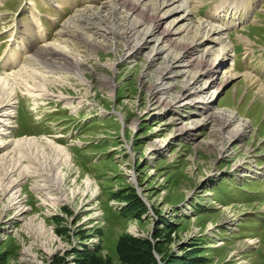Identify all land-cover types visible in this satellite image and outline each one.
I'll list each match as a JSON object with an SVG mask.
<instances>
[{
	"label": "rangeland",
	"instance_id": "obj_1",
	"mask_svg": "<svg viewBox=\"0 0 264 264\" xmlns=\"http://www.w3.org/2000/svg\"><path fill=\"white\" fill-rule=\"evenodd\" d=\"M71 1L61 11L56 0H0V104L16 95L13 108L1 109L0 146L9 147L0 148V163L15 164L9 182L21 179L10 193L0 187V264H122L117 246L127 234L149 239L159 264L171 256L180 264H264V0H191L193 21L225 27L233 48L197 97L189 95L197 84L183 89L189 74L159 80V67L175 55L148 62L153 42L132 58L126 40L97 33L94 20L96 44L80 50L79 70L42 53L51 43L69 53L81 46L82 32L69 24L79 11L89 18L103 6V26L111 23L109 0ZM145 2L138 12L149 8L146 20L134 16L141 32L151 28L152 8L170 9ZM171 37L185 46L194 35ZM161 82L170 85L167 104L152 92ZM219 111L237 118L230 127L241 136L227 139L216 116L203 119ZM183 128L188 133L179 134ZM44 142L62 154L51 155ZM54 162L59 184L43 189L51 183L39 171ZM85 252L94 255L83 263Z\"/></svg>",
	"mask_w": 264,
	"mask_h": 264
},
{
	"label": "bare ground",
	"instance_id": "obj_2",
	"mask_svg": "<svg viewBox=\"0 0 264 264\" xmlns=\"http://www.w3.org/2000/svg\"><path fill=\"white\" fill-rule=\"evenodd\" d=\"M145 1L146 0H109V2L111 3V5H109V8L111 9L113 7V15L111 17L112 21L107 25V27L103 26V17L105 16L102 14L104 12L103 6L98 8L97 10H92V14L89 15V18L87 17L86 12L79 11L80 13L78 15H75L71 19H69V24L73 29L77 30V32H82L80 36L74 35L80 41L81 46L75 49L76 51L69 53L70 50L69 52L64 51V49L66 48L63 49V47H60L58 45L56 46L55 43H51V45L48 44L44 47H41L40 51L49 57L63 60L65 64L69 62L72 67L79 70L81 64V56L79 55L80 50L82 49L88 51L90 46L96 44V42L92 41L93 39L91 35H89V31L94 28L97 29V33L103 32L107 34L109 32L110 34H112V41H114L117 37H121L122 39L124 38L127 44H129L127 45L128 48L126 55L131 56L132 58L136 57L140 53H143V51L148 49V45L154 42L152 50L147 55L148 62L152 63L153 58H155L158 54L164 53L166 54V58L175 55L172 58H167V63H165L164 67H159V70L161 69L158 75L159 80L165 81L167 79H176L182 76V74H189L192 76V78L189 81L186 80V77L184 78L183 89H190L191 85L195 86L197 84L195 88L192 89L191 92H189V95H195L197 97V95L199 94H205L208 87H210L212 83V81L210 82L208 80L209 76L207 74L211 73L212 71H215L216 74H218V70L225 62V58H232L231 52H233V48L230 49V47L227 46V37H225L226 33L224 32L226 28H221L220 26L212 23L210 19L206 18H199L193 21V13L195 12L196 6L191 4V0H156L158 1L159 5L164 6V8L165 6H170V9L163 11L160 8H152L149 13L151 18V28L146 27L145 32L138 31V29L136 30V28H133L137 24L134 21V16L139 15L141 17V20H146L145 18L148 15L149 8L145 9V12H138V10L141 9L140 4L148 5ZM118 5L124 7V16L125 20H127L124 25L126 30H123V32H120L119 30V26L124 23V20L121 12L119 11L120 8L118 7ZM170 13L171 15L168 16ZM173 16L175 17L173 21H170V23L166 22V25L161 24L164 20H166L165 18ZM129 17H131L134 22L133 26H131L128 20ZM93 20L98 22L97 27L92 28ZM163 25H165L163 27V30L157 32V30L161 29ZM188 31L191 32L194 37L185 46L184 44H178L181 42V39L184 35L179 41L171 37L172 35L181 34V32ZM68 39L69 45L71 46L74 40L72 37H69ZM204 43H207V48L202 50L201 46ZM217 46H221L220 51H217ZM75 52L78 53L77 57H79V59L75 58ZM194 70H196L195 73H192ZM232 71L233 69H230L228 71V77L230 79H234L237 77V75L233 74ZM152 88L153 95L155 97H158V101L160 102V104H164V102L167 104L168 99L163 95L167 94V92L170 90V85L167 84V86H163V83L161 82V84L153 86ZM9 95L10 96L8 101L0 104V117H2V108H13L12 106L14 104V98L16 95L12 92ZM207 102L208 100H204L203 102H201V104H203L204 106ZM201 109L202 110L200 113L204 114V112L206 111V107H202ZM9 110L12 112L9 111L8 114L3 116V118H5L6 116V122L8 121V118L13 116L14 113L13 109ZM214 114L215 112H212L211 114L206 115V117H204L203 119L207 121L212 115L213 118H215L216 116L215 126L217 129L216 131L219 133V135L221 134V136H226L228 134V136L226 137L228 139V137L235 138L243 134L242 131H236L235 129L230 127L237 120V118L232 113H229L227 111H219L217 115ZM2 121L0 120V122L3 124ZM8 122H10V120ZM8 122L7 124H4L6 125L4 126L5 128L9 127L10 125L8 124ZM247 123L248 122L246 120L245 122H241L240 124L243 128H245L247 126ZM241 126L239 127L241 128ZM183 133H188L186 132L185 128H183V130H179V134ZM226 138L224 137L222 139L226 140ZM36 141L37 139L34 138L24 139V142L26 143ZM44 143L46 144V147H51H48L51 155L55 153L57 155L62 154L60 152L61 150H58V148H55V146L50 145L51 142ZM8 147V144H3L0 146V148L3 149H7ZM8 159H3V162L0 163V170L2 171V176L0 178V187H2L3 193H10L13 188L20 184L21 180L17 178V180H12L11 182H9V178L11 174H14V170H16V168H14L15 164L10 165L9 167L6 166V162L8 161ZM43 167L45 169H40V174L38 177L43 178V181L51 183V186L43 187V189L51 190V188H53L54 190L57 184H59L58 180L60 176V167H58V164L56 162L52 164L45 163ZM53 178L55 179L53 180ZM2 182H5V186L2 185ZM14 204L16 203L14 202Z\"/></svg>",
	"mask_w": 264,
	"mask_h": 264
},
{
	"label": "trees",
	"instance_id": "obj_3",
	"mask_svg": "<svg viewBox=\"0 0 264 264\" xmlns=\"http://www.w3.org/2000/svg\"><path fill=\"white\" fill-rule=\"evenodd\" d=\"M135 194V193H134ZM136 195L137 204H143L142 198ZM138 206V205H137ZM155 249L152 248V242L146 238H135L129 236H123L120 239V242L117 246V252L120 256L122 264H159L158 259L155 255ZM156 250L159 251L157 248ZM94 254H90L85 252V257L83 259V263L88 257L93 256ZM181 259L168 257L166 261L165 258L162 259L164 264H180Z\"/></svg>",
	"mask_w": 264,
	"mask_h": 264
},
{
	"label": "crops",
	"instance_id": "obj_4",
	"mask_svg": "<svg viewBox=\"0 0 264 264\" xmlns=\"http://www.w3.org/2000/svg\"><path fill=\"white\" fill-rule=\"evenodd\" d=\"M57 1V3L59 4V9L61 10V11H63V10H65L66 8H65V4H68L67 3V0H56ZM81 1L82 0H74V1H71V4L72 5H77V4H80L81 3ZM73 2V3H72ZM69 5V4H68ZM57 7V6H56ZM69 7H71L70 5H69ZM240 35V34H239ZM239 38H240V36H239ZM243 57H245L244 55H242ZM244 60H246V62L248 63V64H251V63H253V59H251V57H245L244 58ZM246 63V64H247Z\"/></svg>",
	"mask_w": 264,
	"mask_h": 264
}]
</instances>
